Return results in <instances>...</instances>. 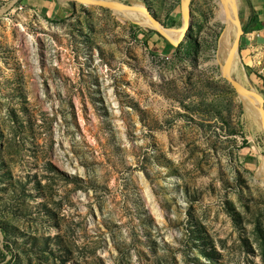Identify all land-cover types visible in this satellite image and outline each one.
I'll use <instances>...</instances> for the list:
<instances>
[{
    "label": "rangeland",
    "instance_id": "1",
    "mask_svg": "<svg viewBox=\"0 0 264 264\" xmlns=\"http://www.w3.org/2000/svg\"><path fill=\"white\" fill-rule=\"evenodd\" d=\"M51 1L0 0V264H264V127L221 41L264 0ZM232 56L264 109V24Z\"/></svg>",
    "mask_w": 264,
    "mask_h": 264
},
{
    "label": "bare ground",
    "instance_id": "2",
    "mask_svg": "<svg viewBox=\"0 0 264 264\" xmlns=\"http://www.w3.org/2000/svg\"><path fill=\"white\" fill-rule=\"evenodd\" d=\"M128 9H131V8H128ZM132 10H138V11H142V10H140V9H132ZM143 12V11H142ZM145 13V12H144ZM146 14V13H145ZM142 15H143V13H142ZM136 17V16H135ZM146 18H147V20L149 21L150 20V18L147 16V14H146ZM142 19V18H141ZM140 20V19H139ZM151 22H152V24L154 25V27L156 28V29H159L161 32H162V34L164 35V33H163V30H166V29H163V27H160V25L158 24V22L157 21H153V20H150ZM150 21H149V23H150ZM230 22H231V11H230V4L228 3V2H226V19H225V26H224V29H223V31H222V35H221V41H222V43H225V56H224V59H226V57H227V54H228V52L230 51V50H232V54H231V56H230V60H229V63H228V68H227V70L225 71V72H223L224 74L226 73V75H230V74H234L233 76L235 77V80L236 81H238L240 84H242V81H241V78H240V73H238V72H235L234 71V67L232 68V64H233V60L232 59H235L236 60V57L235 56H232L233 55V53H234V51L235 50H233L232 49V44H231V46H230V48H229V50H228V45H226V35H227V37H228V35H229V29L232 31V36H233V38H235V36H236V32H237V29H236V22H235V17H234V15H233V23H231L230 24ZM232 25V26H231ZM181 29H172V30H167L166 31V33H174V32H178V31H180ZM172 41V40H171ZM174 42V41H173ZM243 86V85H242ZM239 91V93H241V94H243V98H246L247 99V102L245 103V108H246V114L249 116V113H250V108L252 109V107L255 109V111L257 112V108H258V105H259V100L256 98V97H254V96H252V95H250V94H248V93H246V92H243V91H240V90H238ZM245 99V100H246ZM256 115V114H255ZM257 116V115H256ZM260 161V160H259ZM260 166H262L261 167V175L260 174H257V170L259 169V167ZM257 170H256V174L257 175H260V180L261 181H263L264 180V155H263V158H262V160H261V162L259 163V165H258V167H257Z\"/></svg>",
    "mask_w": 264,
    "mask_h": 264
},
{
    "label": "water",
    "instance_id": "3",
    "mask_svg": "<svg viewBox=\"0 0 264 264\" xmlns=\"http://www.w3.org/2000/svg\"><path fill=\"white\" fill-rule=\"evenodd\" d=\"M97 3H99V4L109 3V4L113 5V6L118 5L117 3H114V2H105V1H102V2L98 1ZM123 7H126V6H123ZM127 8H132L133 9V7H131V6H127ZM140 10H143V8H141ZM144 12H146V14L150 18V20L156 21L147 11H144ZM234 17H235L237 32H236V36L234 38V41L232 43V49L233 50H235L238 38H239V36H240V34L242 32L241 25H240V22H239V19H238L237 15H235ZM187 25H188V18L184 17L183 28H182V32L183 33H184ZM159 32H161V31L159 30ZM171 42L174 43V44L176 43V42H173V41H171ZM231 54H232V50H230L228 52V54H227V57L225 59L224 66H223V72H225L227 70V68H228V63H229ZM225 75H226V73H225ZM226 79L230 82V84L235 89L243 91V92H246V93L256 97L259 100L258 111L260 113V116H261V119H262V122H263V127H264V109H263V102H262L260 94L258 92H256V91H254L251 88H246L245 86H242L238 81L234 80L229 75H226Z\"/></svg>",
    "mask_w": 264,
    "mask_h": 264
},
{
    "label": "crops",
    "instance_id": "4",
    "mask_svg": "<svg viewBox=\"0 0 264 264\" xmlns=\"http://www.w3.org/2000/svg\"><path fill=\"white\" fill-rule=\"evenodd\" d=\"M35 5H38L37 7L42 10L43 12H49L51 16L56 15L58 13V11H61V8L63 7L62 2H55V1H51V0H34ZM263 1L260 0V3H262ZM264 10L258 11L256 12L257 15L255 17H251L250 15L247 14L246 17H244V21L243 23L242 20L240 22L241 25V29L242 32L244 34L246 33H250L252 31L258 30L259 28H261L264 24L263 20H264V14H263ZM254 13V12H253Z\"/></svg>",
    "mask_w": 264,
    "mask_h": 264
}]
</instances>
